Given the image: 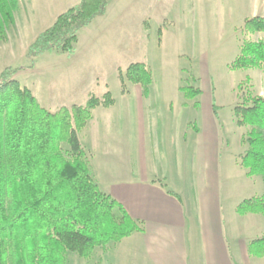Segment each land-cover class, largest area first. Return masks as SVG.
I'll list each match as a JSON object with an SVG mask.
<instances>
[{
  "label": "rangeland",
  "instance_id": "rangeland-1",
  "mask_svg": "<svg viewBox=\"0 0 264 264\" xmlns=\"http://www.w3.org/2000/svg\"><path fill=\"white\" fill-rule=\"evenodd\" d=\"M46 2L40 0L41 5ZM32 7V0H21L14 13L15 23L0 45V75L6 69L17 70L13 79L52 113L84 106L91 96L102 98L110 92L117 104L106 112L112 113L108 120L112 124L105 129L111 135V167L162 180L184 197L211 184L207 168L196 161L192 141L200 133V122L205 127L210 118L220 151L216 190L234 263L264 264L247 253L248 243L264 237V216L239 218L234 210L244 199L264 196V176L250 177L241 165L248 150L244 140L252 128L239 127L234 113L236 107H249L254 98H264V68L230 69L244 43L264 41V33L245 31L247 20L264 17V0H115L104 17L79 32L74 54H45L35 65L27 53L49 19L46 9L31 15ZM135 63L147 64L153 73L146 110L141 106L140 86L126 82V93L131 92L128 100L122 92L120 73ZM186 87L200 89L202 95L187 100L180 91ZM148 106L152 107L148 110ZM188 122L191 136L184 143ZM85 130L79 138L88 147L90 160L95 158V167L105 157L104 144L98 147L95 132ZM63 148L69 151L66 144ZM101 253V248L95 249L91 259L70 254L68 264H108Z\"/></svg>",
  "mask_w": 264,
  "mask_h": 264
},
{
  "label": "trees",
  "instance_id": "trees-1",
  "mask_svg": "<svg viewBox=\"0 0 264 264\" xmlns=\"http://www.w3.org/2000/svg\"><path fill=\"white\" fill-rule=\"evenodd\" d=\"M20 1L0 0V45L7 41V28L15 23ZM112 1L80 0L61 14L30 46L27 58L32 65L45 54H74L79 32L104 17ZM245 31L264 33V17L247 20ZM263 68L264 41L244 43L230 66L232 71ZM16 72L6 69L0 75V264H68L70 254L89 259L95 249L106 253L110 244L143 232L142 223L95 181L79 138L95 110L115 105L112 94L91 96L84 106L52 113L13 79ZM120 81L124 94L129 82L140 86L146 99L154 83L145 63L131 64L120 73ZM180 91L187 100L202 95L193 87ZM251 103L234 110L237 125L252 128L244 140L248 150L241 165L250 177L264 176V98ZM218 110L213 100L215 117ZM236 212L241 217L264 216V196L244 200ZM248 254L264 259V237L249 243Z\"/></svg>",
  "mask_w": 264,
  "mask_h": 264
},
{
  "label": "crops",
  "instance_id": "crops-1",
  "mask_svg": "<svg viewBox=\"0 0 264 264\" xmlns=\"http://www.w3.org/2000/svg\"><path fill=\"white\" fill-rule=\"evenodd\" d=\"M32 1L34 7H32L31 15L37 9H46L45 18L49 20L44 25V29L47 30L61 14L76 6L80 0H46L45 6L40 4V0ZM130 94L128 90V93L123 94L124 98L128 100ZM142 97L141 106H144L146 110V103L150 105L152 91L149 98H144L143 93ZM116 105L115 102L112 108L104 109L103 112L96 110L93 119L86 127L89 133L95 132L98 147H102L103 144L107 147L101 148V151H105L101 164L97 163L98 166L93 167L95 158L90 160L89 149L82 139L80 140L88 159L92 161V169L96 168V171L91 169L95 181L102 191L122 204L134 220L142 223L143 232L135 233L119 243L110 244L106 253L102 251V258L106 259L108 264H235L224 232L226 224L222 219L220 192L216 190L220 151L216 139L211 134L214 126L212 128L210 118L205 127L200 122V133H196L192 141L195 142L196 161L207 168L206 171L212 178L211 184L204 189L201 182V187L190 192L192 196L184 197L171 190L162 180L143 177L139 173L137 176L128 175L124 171L114 170L111 167L112 159L109 156L110 148L108 147L111 144V135L107 136L105 129L110 128L112 124L108 121L112 113L106 114V112L115 110ZM150 107L152 106H148V110ZM189 124L188 122L186 125L184 143H187L185 137L191 136ZM90 152V155H93L94 152ZM169 192L179 195L181 200L170 195ZM236 205L235 211L239 204ZM239 218L242 217L239 216ZM248 245L249 243L247 253ZM255 260L264 261V259L256 258Z\"/></svg>",
  "mask_w": 264,
  "mask_h": 264
}]
</instances>
